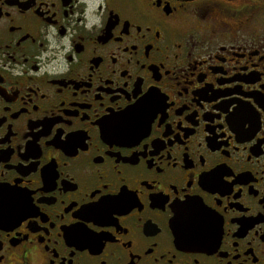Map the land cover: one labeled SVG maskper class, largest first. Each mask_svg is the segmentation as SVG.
Wrapping results in <instances>:
<instances>
[{
    "label": "flooded vegetation",
    "instance_id": "af4514ba",
    "mask_svg": "<svg viewBox=\"0 0 264 264\" xmlns=\"http://www.w3.org/2000/svg\"><path fill=\"white\" fill-rule=\"evenodd\" d=\"M0 264H264V0H0Z\"/></svg>",
    "mask_w": 264,
    "mask_h": 264
}]
</instances>
